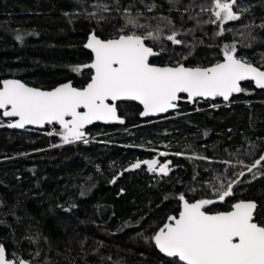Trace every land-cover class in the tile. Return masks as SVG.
I'll return each instance as SVG.
<instances>
[{
  "label": "trees",
  "instance_id": "1",
  "mask_svg": "<svg viewBox=\"0 0 264 264\" xmlns=\"http://www.w3.org/2000/svg\"><path fill=\"white\" fill-rule=\"evenodd\" d=\"M238 2L249 11L228 22L231 31L222 36L216 35L217 25L197 28L188 18L199 13L201 21L212 19L210 12H201L212 0H180L172 10L168 0H119V7L122 12L132 5V15L143 12L140 23L153 28L159 23L153 17H170L182 33L178 38L186 44L165 40V50L149 59L152 64L208 66L222 60L224 45L235 41L238 58L264 70V28L251 30L254 39L244 28L264 22V0ZM152 3L158 7L148 12L145 5ZM103 5L112 11L97 23L99 17L88 13ZM115 9L116 0H0V80L17 78L41 89L64 81L82 87L90 71L71 68L90 60L84 48L89 33L101 39L119 35L125 20ZM18 32L33 34L20 42ZM146 43L161 51L160 44ZM240 86L244 91L228 101H186L182 96L174 111L158 118H141L134 102H116L124 123L84 128L88 144H62L59 135H48L60 131L55 125L51 131L47 125L11 129L0 114V244L8 258L31 264H176L159 254L150 238L177 214L181 193L189 202L215 200L205 206L209 213L253 200L255 221L264 223V168L254 169L253 179L237 163L251 165L264 154V89L251 81ZM252 145L256 151L246 155ZM151 159L170 161L169 174L149 172L146 165L125 171L137 160ZM239 171L245 175L238 177L233 195L219 201L211 186L236 179L233 173Z\"/></svg>",
  "mask_w": 264,
  "mask_h": 264
},
{
  "label": "snow or ice",
  "instance_id": "2",
  "mask_svg": "<svg viewBox=\"0 0 264 264\" xmlns=\"http://www.w3.org/2000/svg\"><path fill=\"white\" fill-rule=\"evenodd\" d=\"M140 2L143 3V0ZM168 3L172 10L180 4V0H168ZM132 7L130 5L121 12L119 0H116L115 10L121 12L125 23L115 38L101 39L95 31L89 34L85 47L94 54L93 60L91 63L71 68L75 73L84 69L93 70L86 86L77 88L68 82L51 90H42L29 87L20 80L0 81V110H3L4 117L18 118L15 122L8 123L7 127L25 128L26 125L57 123L60 125V131L49 132L48 135H59L62 144L77 141L88 144L89 140L84 132L86 125L94 121L124 123L123 118L118 115L117 101H139L143 105L140 115L149 116L175 109L177 101L181 99V93H186L189 100L219 96L228 101L233 93L244 91L240 82L249 79L254 80L257 87L264 89V70L244 58H238L235 41L224 45L222 61L207 67H186L179 61L174 65L165 66L150 63V57L159 56L165 50V40L173 45H184L186 41L178 38L182 33L175 28L170 17H153L152 19L159 21L153 28L141 24L140 19L144 17V13L138 11L133 16ZM156 7L158 5L155 3L145 5L148 12H152ZM111 11L112 8L103 5L97 12L88 15L94 18L98 16L99 23L106 19L105 13L110 14ZM184 11L187 12L188 8ZM248 11L249 8L241 7L238 0H212L210 7H201V12H210L212 19L201 21L198 18L199 13L188 18L195 21L197 28L202 27L204 23L217 25L219 31L216 35L222 36L225 31H231L226 29L228 22L241 20ZM254 27L264 28V22L255 25L253 21L245 25L248 38L254 39L251 35ZM195 30L189 29L188 32ZM32 34L18 32L15 39L23 42L25 36ZM146 41L160 44L161 51H155ZM187 58L184 56L182 59ZM204 135H207V132ZM255 151V145H252L251 151L245 154L252 155ZM159 155L166 156L167 153ZM196 158L208 159L203 156ZM262 162L264 154L251 165H244L243 160H237L249 173H253L254 169L264 168ZM222 163L235 167L231 161ZM170 164V161L160 163L158 159L137 160L125 171L146 165L149 172L167 176L171 171ZM257 174L253 173V179ZM233 175L237 178L220 181L211 186L219 201L233 195L234 185L241 182L238 177H243L245 172L239 171ZM111 182L116 181L113 179ZM179 200L182 202V210L178 216H169L168 222L150 238L166 257L174 258L176 264H264V223L255 221L257 204L254 201L239 200L231 206V211L210 214L205 210V206L214 204L216 201L213 199L189 202L181 193ZM0 264L31 262L19 257L8 258L5 246L0 244Z\"/></svg>",
  "mask_w": 264,
  "mask_h": 264
},
{
  "label": "water",
  "instance_id": "3",
  "mask_svg": "<svg viewBox=\"0 0 264 264\" xmlns=\"http://www.w3.org/2000/svg\"><path fill=\"white\" fill-rule=\"evenodd\" d=\"M89 34H90V33H89ZM89 34L87 35V37H86V39H85V41H84V48H85L87 51H89V53H90V55H91V58H90V60H89L88 62H86L85 64H87V63H91V61H92L93 58H94V54L91 52V50H90V49H87V48L85 47V44L87 43V40H88V36H89ZM112 38H115V37H112ZM107 39H110V38H107ZM150 58H152V57H150ZM150 58H149V59H150ZM222 60H223V59H222ZM222 60H220V61H222ZM154 65H157V66H165V65H167V64H164V65L154 64ZM208 66H210V65H208ZM254 66H255V65H254ZM186 67H196V66H186ZM201 67H207V66H201ZM87 70L90 71L89 78H88L87 82H86L82 87L86 86V84L90 81L91 75L93 74V70H91V69H87ZM261 70H262V69H261ZM5 79L19 80V79H17V78L6 77V78L1 79L0 81L5 80ZM20 81H21V80H20ZM245 81L255 82L254 80L249 79V80L241 81L240 83L245 82ZM21 82H22V81H21ZM68 82H70V81H64V82H61V83H58V84L54 85V86L51 87V88H48V89H42V90H51V89H53V88L59 86L60 84H64V83H68ZM22 83H24V82H22ZM25 84H26V83H25ZM27 85H28V84H27ZM28 86H29V87H34V88H39V87L31 86V85H28ZM74 87H75V86H74ZM82 87H77V88H82ZM40 89H41V88H40ZM234 94H236V93H233L232 96H233ZM180 96H181V97L184 96V99H185L186 101H193V100H189V99L187 98V94H186V93H181ZM232 96H230V98H231ZM230 98H229V99H230ZM214 99H223V98H222V97H219V96H217V97H207V98L197 97V98H195L194 100H209V101H211V100H214ZM179 100H180V99H179ZM179 100H178V101H179ZM178 101H177V102H178ZM109 102H111V101H109ZM117 102H134V103H136V104L140 107V113L143 111V105H141V104L139 103V101L124 100V101H117ZM175 109H176V108H175ZM175 109H169L167 112H164V113H153V114H150L149 116H141V115H140V117H141V118H158V117H164V116H166L167 114H169L170 112L174 111ZM81 110H83V109H81ZM2 113H3V110H0L1 117H2L3 119H5V120H8V123H13V122H15L16 119H18L17 117H11V118H10V117H4ZM8 123H7V124H8ZM96 123H98V124H103V125H119V124H121V123L116 122V121H112V122L94 121L92 124H96ZM92 124L86 125L85 128L88 127V126H90V125H92ZM46 125H48V124H44V125H26L25 128L42 129V128H43L44 126H46ZM51 125H55V126H57L58 128H60V125L57 124V123H52ZM11 129H23V128H11ZM164 163H167V162H164ZM238 201H239V200H238ZM238 201L233 202V203L231 204V206H232L234 203L238 202ZM245 201H249V200H245ZM250 201H253V200H250ZM191 202H194V201H191ZM231 206H230V209L227 210V211H231V210H232ZM180 210H182V202L179 200V208H178V211H177L176 216H178ZM217 212H226V211H217ZM217 212H212V213H210V214H214V213H217ZM153 245H154V247H155L154 241H153ZM155 249H156V251H157L159 254H161L162 256L166 257V256H165L163 253H161L156 247H155ZM167 258H168V257H167Z\"/></svg>",
  "mask_w": 264,
  "mask_h": 264
},
{
  "label": "built area",
  "instance_id": "4",
  "mask_svg": "<svg viewBox=\"0 0 264 264\" xmlns=\"http://www.w3.org/2000/svg\"><path fill=\"white\" fill-rule=\"evenodd\" d=\"M47 126L49 127V131H51L52 130V128H51L52 125L51 124H48Z\"/></svg>",
  "mask_w": 264,
  "mask_h": 264
},
{
  "label": "flooded vegetation",
  "instance_id": "5",
  "mask_svg": "<svg viewBox=\"0 0 264 264\" xmlns=\"http://www.w3.org/2000/svg\"><path fill=\"white\" fill-rule=\"evenodd\" d=\"M160 163H164V162H167V160H159Z\"/></svg>",
  "mask_w": 264,
  "mask_h": 264
},
{
  "label": "rangeland",
  "instance_id": "6",
  "mask_svg": "<svg viewBox=\"0 0 264 264\" xmlns=\"http://www.w3.org/2000/svg\"><path fill=\"white\" fill-rule=\"evenodd\" d=\"M62 142V141H61Z\"/></svg>",
  "mask_w": 264,
  "mask_h": 264
}]
</instances>
